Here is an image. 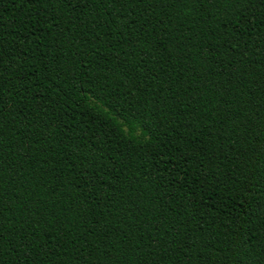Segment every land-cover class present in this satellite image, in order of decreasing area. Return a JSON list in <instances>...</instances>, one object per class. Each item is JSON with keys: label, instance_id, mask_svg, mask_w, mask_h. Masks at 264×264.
<instances>
[{"label": "trees", "instance_id": "trees-1", "mask_svg": "<svg viewBox=\"0 0 264 264\" xmlns=\"http://www.w3.org/2000/svg\"><path fill=\"white\" fill-rule=\"evenodd\" d=\"M0 264H264V0H0Z\"/></svg>", "mask_w": 264, "mask_h": 264}]
</instances>
